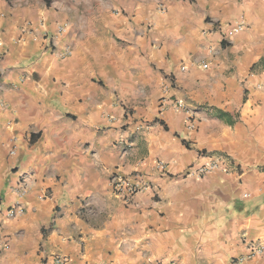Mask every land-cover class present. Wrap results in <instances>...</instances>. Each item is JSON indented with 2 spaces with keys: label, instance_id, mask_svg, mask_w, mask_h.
Instances as JSON below:
<instances>
[{
  "label": "crops",
  "instance_id": "obj_1",
  "mask_svg": "<svg viewBox=\"0 0 264 264\" xmlns=\"http://www.w3.org/2000/svg\"><path fill=\"white\" fill-rule=\"evenodd\" d=\"M223 7L166 0L89 39L58 34L70 23L45 1L0 0V264H264L242 241L264 244V0ZM190 20L197 28L183 34ZM213 22L243 29L223 40ZM218 155L233 167L186 175ZM112 171L137 172L155 191L125 203L111 194ZM15 203L25 212L6 217Z\"/></svg>",
  "mask_w": 264,
  "mask_h": 264
},
{
  "label": "rangeland",
  "instance_id": "obj_2",
  "mask_svg": "<svg viewBox=\"0 0 264 264\" xmlns=\"http://www.w3.org/2000/svg\"><path fill=\"white\" fill-rule=\"evenodd\" d=\"M46 2L49 11L55 14L60 21H68L70 23V31L77 38L87 36L92 39L93 36L99 35L101 27L109 19L125 21L131 18H146L152 14L160 3L166 0H42ZM178 4H188L195 13H202L208 7L217 9L219 13H223L225 2L230 12L235 13L237 3H242L243 0H174ZM200 6V7H199ZM32 10L33 16L39 14L42 9ZM198 21L190 20L189 24L184 25L182 22L179 25L180 32L183 34H192V29H196ZM189 26V27H188ZM114 36V35H113ZM119 40V39H118ZM125 41H120V44H125ZM230 59L231 51L227 54ZM192 57H197L193 55ZM202 59V57H199ZM233 66L229 71L232 72ZM228 73V72H227ZM243 83V82H241ZM246 89L241 87L242 99L246 96Z\"/></svg>",
  "mask_w": 264,
  "mask_h": 264
},
{
  "label": "built area",
  "instance_id": "obj_3",
  "mask_svg": "<svg viewBox=\"0 0 264 264\" xmlns=\"http://www.w3.org/2000/svg\"><path fill=\"white\" fill-rule=\"evenodd\" d=\"M162 8V6H161ZM220 34L222 35V39H228L229 37L233 36L234 34L240 32L243 29V25L241 23H234L226 25L223 29L219 27L217 22L212 23ZM70 26L67 23H60L56 31L58 34H65L69 30ZM72 49L71 43H65L62 47V53L64 55L69 54ZM213 53V51H210ZM193 63L200 64L203 68H207L208 63L203 59L193 57ZM264 88V84H262ZM173 106L176 108L182 109L186 112V121H187V128L194 129L196 126V121L194 119L193 112L182 102H171ZM165 105V102L160 103V106ZM232 160L226 155H218L216 158L212 159L210 162L200 166H191L186 170V175H194V176H203L206 175L214 170H222L228 171L233 166ZM155 166L161 171L165 172V164L162 161H156ZM236 167V166H235ZM109 184H110V191L111 194L115 197L120 198L125 203H132L134 201L135 195L142 190H151L155 191L154 187L146 181H143L141 175L139 173L129 174V175H121L116 171L110 172L109 175ZM31 186V181L29 176H23L16 186V192L21 196L24 195ZM243 197H248L247 193H243ZM25 204L24 203H15L14 205L10 206L5 210V216L8 218H14L17 215H20L25 212ZM243 243L246 245L248 250V254L246 256H263L264 255V244L259 240H251L247 239L246 237H242ZM5 240L0 238V247L5 246ZM244 257L238 259L240 262ZM55 264H68V257L63 255H57L54 257ZM156 264H176L174 261H166V262H157Z\"/></svg>",
  "mask_w": 264,
  "mask_h": 264
},
{
  "label": "trees",
  "instance_id": "obj_4",
  "mask_svg": "<svg viewBox=\"0 0 264 264\" xmlns=\"http://www.w3.org/2000/svg\"><path fill=\"white\" fill-rule=\"evenodd\" d=\"M214 115L217 118H219V119H221V120H223L229 124L234 123L235 121H237V118H238V114H236V113L231 114L230 112H227V111H224V110L218 109V108L214 109Z\"/></svg>",
  "mask_w": 264,
  "mask_h": 264
}]
</instances>
